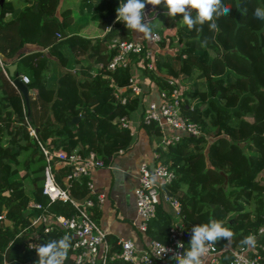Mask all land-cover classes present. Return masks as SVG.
Segmentation results:
<instances>
[{"label": "trees", "instance_id": "16d2710c", "mask_svg": "<svg viewBox=\"0 0 264 264\" xmlns=\"http://www.w3.org/2000/svg\"><path fill=\"white\" fill-rule=\"evenodd\" d=\"M58 1L38 0L21 9L12 6L11 0L0 1V58L4 65L0 66V212L5 208L0 219V264L38 260L36 250L26 245L34 230L27 225L38 210L28 209L27 201L32 196L47 202L41 192L46 164L43 147L82 153L92 150L107 162L120 149L131 146L133 135L119 120L128 119L140 104L141 96L128 86L131 62L141 63L142 74L158 90L170 91L169 80H175L182 91L183 115L201 130L199 135L182 133L165 150L156 148L160 152L157 159L175 171L168 188L180 201V214L160 201L143 232L166 243L178 219L189 244L194 225L219 220L234 236L215 244L219 248L240 244L264 223V20L254 16L257 7H264V0H222L232 11L214 17L215 30H210L207 21L189 29L183 14L165 19L163 27L150 23L169 47L176 44V50L153 49L154 67L148 68L145 54L151 47L144 39L143 50L130 52L128 64L114 69L107 68L117 52L114 40H131L132 30L116 18L107 31L102 17L115 12L120 0H98L94 8L84 3L86 12L82 8L63 10L60 20L43 19V14L56 10ZM244 8L247 13L242 15ZM154 10L167 12L163 5ZM191 15L195 17L196 10ZM164 27H173L174 32L164 33ZM34 40L46 52H39L38 59V54L20 57L24 45ZM31 56H36L34 67H29ZM12 63L19 75L28 77V106L12 83L8 71ZM116 92L125 102L116 99ZM76 115L80 118L68 123ZM143 125L160 141L162 133L155 123ZM29 126L35 136L29 133ZM54 167L63 184L68 167ZM25 179L31 183V193L26 192ZM71 189L78 198L92 196L84 182H73ZM50 208L65 214L74 210L60 200ZM92 210L97 219L98 208ZM36 230L42 244L57 240L60 234L59 228L49 233L40 227ZM107 237L111 249L106 264H134L119 257L117 238ZM158 262L153 259L147 264ZM73 263L70 253L64 264Z\"/></svg>", "mask_w": 264, "mask_h": 264}, {"label": "built area", "instance_id": "2783aa9c", "mask_svg": "<svg viewBox=\"0 0 264 264\" xmlns=\"http://www.w3.org/2000/svg\"><path fill=\"white\" fill-rule=\"evenodd\" d=\"M150 40L157 43L160 35L153 31ZM117 46V52L107 63V68L114 69L118 65L128 64V54L130 52L139 53L143 50V44L140 40H114ZM156 50V49H155ZM154 52L146 50L145 56L149 59L148 68L154 67ZM0 66L3 68V62L0 58ZM23 82H28L26 75H21ZM169 83L173 86L170 91L159 90V99L150 101L142 115L143 124L155 123L162 137L155 146V161L152 165L144 161L139 165L137 174V183L133 189L134 200L136 204L137 227L140 231H145L148 220L155 214L157 205L160 201L168 203L176 215L180 214V201L169 192V185L175 177V171L167 164L157 159L160 152H156L159 147L165 150L169 144L177 141L182 133L199 135L201 130L199 126L189 121L182 112V91L176 85L175 80L170 79ZM128 86L137 94H142V88L134 76H130ZM118 101L125 102V97L120 92L115 93ZM122 125L130 129V134L136 133L131 121L125 117H120ZM29 133L35 136V130L29 126ZM46 164L44 167V179L41 192L47 197V202L43 203L34 197L27 201L28 209H37V214L32 215L27 227H33L26 245L29 249L30 244L40 245L41 235L36 230L40 227L43 232H51L59 228L58 239L65 235L70 238V248L68 254L73 253V264H106L111 244L108 240L106 230L98 223L93 214V207L99 206L105 199V194L96 191L91 172L93 169L108 166L109 161L98 154L96 151L86 153L77 150L66 151L63 148L48 150L42 148ZM124 150L120 149L118 153ZM55 165L68 167L64 174V183L61 184L57 178V168ZM84 182L89 190L88 195L83 199L72 194L71 185L73 182ZM70 203L73 211L69 214L53 211L50 206L54 201ZM5 208L0 212V219L4 216ZM176 225V226H175ZM256 238L254 246L242 245L241 243L233 247L219 248L215 243L209 247L205 258V264H264V223L257 230L251 231L249 235ZM121 245L119 257L125 261L134 264H147L153 259L168 260L176 264L172 257L176 253H182L189 247L183 239V231L179 223H174L170 228L169 239L163 243L156 239H151L146 247L138 248L131 239H119ZM182 242L184 248L178 247ZM167 248L169 251L163 253V258L158 256ZM228 249V253H224ZM20 264H36L28 261Z\"/></svg>", "mask_w": 264, "mask_h": 264}, {"label": "crops", "instance_id": "0c3cea01", "mask_svg": "<svg viewBox=\"0 0 264 264\" xmlns=\"http://www.w3.org/2000/svg\"><path fill=\"white\" fill-rule=\"evenodd\" d=\"M37 1L38 0H11V4L15 6V8L19 7V9H21L26 5L35 4ZM97 1L98 0H59L56 10L50 14H43V19L60 20V13L63 10L75 12L82 8V11L86 12L87 8L85 4H90L91 8H94ZM153 8L154 6L146 4L145 14L148 22L158 24V26L162 24L161 26H163L165 24V13L156 10L153 11ZM85 20L86 18L82 24L85 23ZM107 26V31H109V25ZM132 39L141 41L146 39V42H148L146 37L133 30ZM146 44L148 47L151 46L149 43ZM46 50V48L40 45L39 41L34 40L24 45L20 57L38 54V59L40 57L39 52H46ZM29 62L32 63L29 67H34L36 64V56H31ZM140 64L139 62H131L132 76L138 80L142 88L140 104L128 118V120L132 122L134 128H136L132 144L126 151L109 158L108 166L93 169L91 172V179L94 182L96 190L105 194L104 201L97 206L98 223L106 230L108 235L117 238V241L121 238L131 239L138 248H143L146 247L151 238L137 227V220H135L136 204L133 189L137 183L139 165L144 161L152 165L155 161L154 155L157 140L153 133L145 130L144 125L141 123V118L148 103L159 99V90L149 78L142 74L141 68H139ZM26 180L27 179H25L24 184ZM26 192L29 193L27 189ZM179 222L178 219L175 220V223ZM158 264H173V262L159 260Z\"/></svg>", "mask_w": 264, "mask_h": 264}, {"label": "clouds", "instance_id": "9594fccd", "mask_svg": "<svg viewBox=\"0 0 264 264\" xmlns=\"http://www.w3.org/2000/svg\"><path fill=\"white\" fill-rule=\"evenodd\" d=\"M146 4L163 5L167 8L165 15L169 17L183 14V22L189 29L197 24L203 25L207 21L210 22V30H215L217 24L214 17L227 16L232 11L230 7L222 3V0H120L116 9L117 21H122L128 30H133L146 38L153 34L154 27L146 18ZM193 10H196L195 17L191 15ZM246 13V8L241 10L242 15ZM254 16L259 20H264V7H257ZM233 236V231L225 226L224 221L210 220L208 223L194 225L191 229L189 247L182 253H176L172 259L176 261V264H205L209 247L222 239L231 240ZM255 242V236L250 234L240 243L251 247ZM29 247L36 250L38 256L36 264H64L70 248V238L65 235L59 240L40 245L30 244ZM178 247L184 248V244L179 242ZM167 251L169 250L165 248L157 255L162 259V254Z\"/></svg>", "mask_w": 264, "mask_h": 264}, {"label": "water", "instance_id": "95a60500", "mask_svg": "<svg viewBox=\"0 0 264 264\" xmlns=\"http://www.w3.org/2000/svg\"><path fill=\"white\" fill-rule=\"evenodd\" d=\"M2 2V0H0ZM117 18V12H113L109 14L108 16H105L103 19L106 21L107 25H109V29L112 28V24L114 20ZM8 71L11 76H13L12 83L14 86L18 89V91L21 92L26 105H29V93L28 88L25 82L21 79V76L16 71V64L12 63L8 65ZM80 118V115L73 116L68 123H75ZM191 135V134H190Z\"/></svg>", "mask_w": 264, "mask_h": 264}, {"label": "rangeland", "instance_id": "374dc122", "mask_svg": "<svg viewBox=\"0 0 264 264\" xmlns=\"http://www.w3.org/2000/svg\"><path fill=\"white\" fill-rule=\"evenodd\" d=\"M165 19L168 20L169 16L165 15ZM156 25L158 26V24H156ZM161 27H163V26H161ZM163 29H164V33H167V34H169L170 32L171 33L174 32V28L173 27H170V28H167V27L165 28L164 27ZM154 31H157L159 33V30H154ZM159 35H160V40H161V34L159 33ZM147 41L151 44L150 47H153V48H149L150 50L156 49L158 51H168L169 53H173L176 50V48H177L175 43H173L174 47H169L168 41L161 40V41L157 42V44H156V43H154V42H152L150 40V37L147 38ZM25 186H26V189L29 191V193H30V191H33L32 187H31V183H30V181L28 179L25 182Z\"/></svg>", "mask_w": 264, "mask_h": 264}]
</instances>
